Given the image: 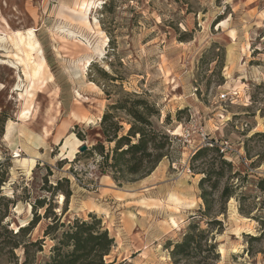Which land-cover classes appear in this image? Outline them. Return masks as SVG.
<instances>
[{"label": "rangeland", "instance_id": "rangeland-1", "mask_svg": "<svg viewBox=\"0 0 264 264\" xmlns=\"http://www.w3.org/2000/svg\"><path fill=\"white\" fill-rule=\"evenodd\" d=\"M83 1L0 0V218L17 231L33 217L31 205L46 200L25 240L42 242V251L31 249L30 264H49L75 220L101 221L115 241L107 263L173 264V246L196 226L216 244L212 264H264V138L255 137L264 133V0H95L91 28L74 13ZM28 30L49 67L34 89L3 41ZM128 95L155 109L151 121L172 136L173 147L151 176L119 184L102 172L100 156L70 161L71 146H63L76 132L87 134L88 149L95 146L108 107ZM202 147L219 153L192 160ZM65 179L73 193L68 204L53 192ZM50 205L65 227L46 236ZM239 228L251 232L238 235ZM24 262L22 249L0 250V264Z\"/></svg>", "mask_w": 264, "mask_h": 264}, {"label": "trees", "instance_id": "trees-1", "mask_svg": "<svg viewBox=\"0 0 264 264\" xmlns=\"http://www.w3.org/2000/svg\"><path fill=\"white\" fill-rule=\"evenodd\" d=\"M121 113L124 114L130 126L126 132L121 125ZM155 114L153 107L142 100H133L130 95L125 97L124 100L117 101L108 107L100 122L102 138L91 149L78 153L74 162L79 160L80 157L88 158L98 155L101 158L99 166L102 172L111 173L114 181L119 184L123 182L133 183L151 176L160 163L171 155L173 147L172 136L157 128L151 121ZM4 123L5 121L0 118L1 134H3ZM122 132L123 134H121ZM75 134L78 139L86 141V133L76 132ZM255 137L264 138V133H257ZM106 144L114 145V147L107 149ZM207 151L219 153L218 148L202 147L196 151L192 160H197ZM220 157L222 165L231 166V163H227L223 155H220ZM213 173L218 178L223 175L221 171ZM207 175V178L202 180L201 187L208 181L210 173H207ZM3 182L5 180L1 177L0 187ZM65 183L69 184V180L58 181L53 192H60L64 196L63 202L68 204L73 193L69 185L64 186ZM213 187H216V184ZM231 197L230 190L228 188L224 189L221 198L227 201ZM202 199L207 206V211H210L212 205L207 199L206 192L203 193ZM31 206L34 213L33 217L26 225L19 226L17 231L8 229L7 225L4 224L7 216L0 218L1 230L11 236V239L7 240L0 234V250L10 248V252L15 255L16 250L22 249L25 256L23 264L32 262L31 249L33 247L38 246L39 251L43 249L41 240L37 242L25 240L42 220L38 210L46 206V200H37ZM48 214H51L54 220L53 224L48 226L46 236L52 235L60 226L65 227L60 217L54 213L52 205L47 208L44 218H51ZM215 223L219 224L220 222L216 221ZM114 243L115 241L110 237L108 231L102 230L101 221L75 220L57 239V244L52 249L53 254L48 263L114 264L107 263L105 259L110 254ZM171 253L173 264H189L190 262L212 264L219 259V254L216 253V244H213L210 239L209 232L200 230L196 226H192L182 242L173 246Z\"/></svg>", "mask_w": 264, "mask_h": 264}, {"label": "bare ground", "instance_id": "bare-ground-1", "mask_svg": "<svg viewBox=\"0 0 264 264\" xmlns=\"http://www.w3.org/2000/svg\"><path fill=\"white\" fill-rule=\"evenodd\" d=\"M95 7H96L95 0H84L82 3H79L78 9L74 10V13H78L81 15V21H82L83 25L87 28H91V26H92L90 24V22L88 21L87 16H88L89 12L92 9H94ZM97 26H99V25L97 24ZM101 34H99V35H101ZM5 40L10 42L12 47L14 48L15 51H14V54L12 55V57L14 59H16V61H17V62L15 61L16 64L18 63L19 65H21L23 67L24 72H25V77L29 80V82L31 84L29 87L31 89H34L36 82L42 81L47 74L49 76V67L47 65V62H46L44 56H43L42 49L40 47L39 42L36 39L34 31L28 30V32L26 34H23V33L18 31V32H15L11 36H7V39H3V41H5ZM97 51H99V50H97ZM88 63H90V60L87 61V64ZM21 66H20V68H21ZM51 78L52 77H48V79H51ZM26 92H28V90ZM25 112H23V114ZM23 118H25V119L28 118L27 112L24 114ZM11 129H12V123H11V125L8 126L6 139L10 137ZM178 132H179V130H177L175 132V134L178 135ZM71 141H73L74 144H72ZM82 144H83L82 140L78 139L74 133H70L66 137V140H65V143L63 146L64 149H67V148H69V146H71L70 151H67L68 155L66 154L65 158H69L70 161H74L76 156L79 153V148H80V146H82ZM28 163H31V168L29 170L31 172L34 168V165H35V158L28 160ZM60 198H62L61 202L63 203L64 196L61 195ZM171 199L175 200V197L171 196ZM176 209L178 210V208H176ZM99 211L100 210L98 208H96V210L92 211V212L99 213ZM172 222H173L172 225H174L176 227L177 226L176 222L173 220H172ZM244 230L249 231V233L251 232L250 229L239 228L237 230V234L240 235L241 233H244ZM220 250H221V253L224 252V250L222 248Z\"/></svg>", "mask_w": 264, "mask_h": 264}, {"label": "water", "instance_id": "water-1", "mask_svg": "<svg viewBox=\"0 0 264 264\" xmlns=\"http://www.w3.org/2000/svg\"><path fill=\"white\" fill-rule=\"evenodd\" d=\"M88 149V147L85 144H82V146H80L79 148V152L83 153Z\"/></svg>", "mask_w": 264, "mask_h": 264}, {"label": "snow or ice", "instance_id": "snow-or-ice-1", "mask_svg": "<svg viewBox=\"0 0 264 264\" xmlns=\"http://www.w3.org/2000/svg\"><path fill=\"white\" fill-rule=\"evenodd\" d=\"M0 87H2V85H0Z\"/></svg>", "mask_w": 264, "mask_h": 264}]
</instances>
